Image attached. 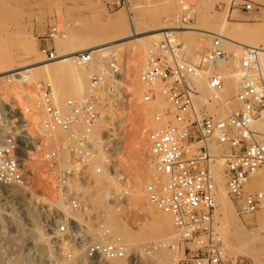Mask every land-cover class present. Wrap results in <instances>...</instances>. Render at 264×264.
<instances>
[{
    "label": "built area",
    "instance_id": "built-area-1",
    "mask_svg": "<svg viewBox=\"0 0 264 264\" xmlns=\"http://www.w3.org/2000/svg\"><path fill=\"white\" fill-rule=\"evenodd\" d=\"M229 6L233 11L248 13L253 5L249 0H231ZM183 21L188 22L187 18ZM58 34L59 28L53 26L48 36L53 38ZM42 52L47 59L55 57L49 50ZM232 55L223 50L220 38L215 36L210 48L197 63H193L184 58L181 44L167 34L149 53L138 78L143 88V102L154 101L161 95L171 106L170 111L154 117L160 125L147 132L149 154L164 179L160 176L148 183L145 192L154 208L170 216L179 242L193 245L192 249L184 250L186 264H251L246 259L231 261L224 253L217 224L213 176V165L219 157L213 152V146L223 149L220 157L226 195L235 203L237 214L250 216L251 222L246 224L255 226L252 220L264 212V180L258 190L251 191L250 186L253 176L264 175V132L252 128L255 122L264 121V68L257 52L243 49L239 59V91L234 98L238 105L236 110L225 118H212L196 113L193 107L197 94L193 78L197 72L224 62ZM80 60L88 63L91 56L86 54ZM105 81L102 74H91L88 95L68 98L62 103L55 101L50 82L35 84L37 98L33 108L41 116L38 123L40 136L28 139L22 138L16 130L0 132V186L22 188L33 175L25 168V157L30 160L37 149L43 163L54 172L56 191L66 210L86 212L85 199H81L80 192L73 190L70 184L76 181L93 185L92 171L95 174L103 170L111 172L125 186L127 177L119 169V161L125 158L119 134H104L96 142L89 137L100 116L97 92L103 89ZM207 82L211 90L221 89L223 85L214 73ZM157 84L159 90H156ZM30 112H33L30 108H23L16 123L21 121L29 129L30 124L23 117ZM23 142L29 151L23 150ZM98 146L103 153L101 167L94 164L99 156ZM63 151L68 155V161L64 168L58 169ZM111 203L115 201L111 200ZM58 229L61 233H73L77 227L66 223ZM156 249L157 246H153L145 252L150 254ZM125 251L120 240L113 243L89 241L85 245V256L90 262L121 259Z\"/></svg>",
    "mask_w": 264,
    "mask_h": 264
},
{
    "label": "rangeland",
    "instance_id": "rangeland-1",
    "mask_svg": "<svg viewBox=\"0 0 264 264\" xmlns=\"http://www.w3.org/2000/svg\"><path fill=\"white\" fill-rule=\"evenodd\" d=\"M249 1L252 2L253 6L252 10L246 13L241 10L240 12H237V10L233 11V7H229L231 0H0V69L3 67L2 64H4L5 60H10L11 58V63H17L16 65H27L34 61L47 59L46 55L42 52L44 49L54 52V56H57L59 52L58 47L54 44V39L62 35H66L67 39L72 40L70 41L71 45L66 48L64 47L63 50L81 49L85 45L89 47L90 45L100 43L101 41H98L99 39L94 37L93 32H99L108 37L104 41L120 39V41H117L118 43L115 42L109 47V59L107 62H110L111 65H116L117 69H115L116 71L112 73L111 77H107L103 89L97 92L100 110L99 118L102 125L97 136L93 138L99 141L97 139H102V135L104 136L107 133L125 134L122 140L119 139V142L121 143L126 160L128 159V162H125V165H123V169L129 179V188L131 189L133 186L132 178H130L131 175H129L133 174L131 165L137 166L139 172L142 171L141 173L152 169L154 171V181L160 176L149 154L147 132L151 128L160 125V123L154 121L158 110L167 112L171 109L167 103L161 109L153 101L144 103L142 100L143 89L138 85L139 75L149 53L164 37L145 38V42L143 43L136 41L135 38L149 36L162 27H190L220 34L224 32L222 22L226 8H228V16L224 18L230 27L238 24H254L264 27V0ZM128 18L131 19L134 30L139 34L134 38L135 40L132 38L122 39L130 35ZM185 18H187L188 22L183 21ZM53 26L59 28L60 34L50 38L48 35L50 28ZM163 32H169V30ZM171 38L179 42L184 48V58L188 61L194 60L196 56L198 58L196 61H198L199 57L210 48L213 40V38H207L198 34L186 35V33H174L173 36L171 35ZM25 41L31 44L28 55H22L25 51ZM119 42L124 44L118 46ZM221 44L226 53L232 54L235 52L233 46H228L223 42ZM258 45L261 47V43ZM32 47L34 48L33 50ZM132 49L135 50V53H132ZM90 52L84 50L83 54ZM98 57L99 54L96 53V56L91 57V59ZM231 58L228 57L224 64L228 63L229 65L232 61ZM103 60L106 61L107 58ZM134 65H136V68H134ZM111 70L114 69L111 67ZM91 74L93 73L88 70L85 82L77 89L73 87L69 71L62 70L56 72L51 82L53 83L54 91L57 93L58 102L62 103L68 98L87 96L88 78ZM4 76H8V74ZM38 82L49 81L45 78H33L29 85L21 88L23 91L22 96L28 97L29 93H34V86ZM12 84H15L12 79L7 80L5 78L0 80V132L2 133L18 131L20 129L19 126L23 125L21 121L16 123V119L19 118V112L24 107L19 100H16L15 96L13 97L12 91L9 90ZM199 93L200 91L196 94L195 104L198 108L197 110L202 115L218 118L217 112L221 111L225 112L226 115L224 114L223 116L227 117L230 114L228 108H231L233 111L238 108V105L233 107V99L226 106L222 103L212 102L209 100V97L205 98L202 103L199 99ZM141 108L145 109V113L141 112ZM33 135L34 138L38 137L35 132H33ZM60 137L59 135L58 138L60 139ZM217 148L223 151L222 148ZM23 150L25 152L30 150L26 148L24 142ZM33 157L40 159L41 154L39 152L34 153L30 160L25 157V168L29 171L31 170V172L33 171V175L29 178L27 186L24 188L0 186V258L8 261L9 264H27V261L33 260V258L36 259L37 257H34L35 255L32 252L35 251V248L27 243L33 234V230H36L39 234L48 237L49 240L47 239L45 250L60 262L66 261L67 264H111L110 261L107 263L104 261L90 262L86 257L84 260L79 259L80 256L85 255V245L87 242L100 239V235H96L97 232L95 230L97 227L104 225L103 220L105 216L100 213L104 209L100 207L101 205L93 207L85 197L84 192L88 191L85 190V187H89V185L83 182H71V188L80 192L81 199L87 200V207L85 205V208L88 211L78 213L67 210L70 213L66 215V212L57 206L59 203L63 206L65 205L62 200H59L56 183L53 189L48 187L46 179H43L41 176V167L46 171L47 169L43 165L38 166ZM99 158L98 156V160L94 161V164L97 166L101 164ZM65 159H68V155ZM65 159H63L62 163H59L58 169L66 166L65 162L67 160ZM217 160H215L214 164ZM127 166L130 167V170ZM90 176L91 180L95 181L92 173H90ZM146 184L144 187H146ZM260 184L253 185V182H251V191L258 190ZM95 185V192L98 194L99 190L101 192V185L97 183ZM119 187L120 190L124 188L120 184ZM25 188L26 190H24ZM114 188L112 184L108 186L109 190H113ZM41 197H46L47 200L44 201ZM226 198H228L227 201L233 209V214L238 224L246 227L248 231L255 229L260 236H264L259 229V225L261 229L262 225L258 223L260 222L259 220L264 221V212L257 214L255 219L252 220L255 226H247L246 223L251 222L250 216L240 217L236 212L235 203L227 195ZM128 203V207L123 206L120 208L119 213L121 215L118 217L125 224V233L135 234L136 237L133 239L134 245L127 249L128 253L125 264H133V262L134 264H186L184 262L185 254H182L181 251L178 252L176 249L179 246L183 250H186V248L192 249L193 245L179 242L173 230L174 238L171 242H167L164 252H159L161 248L158 246L159 244L161 245L160 242H164V238L157 237L156 239H152L153 234L149 233L152 223L151 219L148 218L145 212L136 210L130 203V198L128 199ZM11 211L15 214L14 220L15 224H18L17 227L3 217V213L8 214ZM26 212L32 215L34 219L33 225L28 221ZM220 218L221 211L219 210V205H217L218 230L222 239H224V226L221 220H219ZM66 223L75 225L77 227L76 232L61 233L58 228ZM106 225L110 231L109 225L107 223ZM143 226L148 228L141 229ZM110 235V238L107 239L108 241L120 237L114 231ZM156 245H158L157 250L146 254V248H152ZM223 248L225 255L231 261L246 259L251 264H254V259L251 255L238 254L234 259H231L228 257L229 255L224 245ZM140 250L142 253L139 252ZM158 257H161L165 261L161 263ZM173 259H176V261L173 262Z\"/></svg>",
    "mask_w": 264,
    "mask_h": 264
},
{
    "label": "bare ground",
    "instance_id": "bare-ground-1",
    "mask_svg": "<svg viewBox=\"0 0 264 264\" xmlns=\"http://www.w3.org/2000/svg\"><path fill=\"white\" fill-rule=\"evenodd\" d=\"M226 16H228V8H226V11L223 15L222 29L224 32L220 34L215 33L213 31L190 28V27H170V28L162 27L158 29L157 32L149 36H144V37H139V38H135L139 34L134 30L131 19L128 18L129 27H130V35H127L122 39L125 40V38H132V39L135 38L136 41L138 42L140 41L141 43H143L145 42L144 41L145 38H149V37L162 38V37H165L167 34L173 36L174 33H181V34L186 33V35L187 34H198L201 36H205L207 38H213L215 36H218L221 42H223L224 44H227L228 46H233L235 48V52H233V55L231 58L232 61L230 62L229 65L228 63L224 64L226 62L224 61V62H219L216 64H211L207 68L205 67L206 69L203 68L204 70L202 69L201 71H198L196 76L193 78V84H194L195 90L197 91V94H198V91H200L199 93L200 102L203 103L205 98L209 97L210 98L209 100H211L212 102L222 103L226 106V105H229V101L233 99L232 103H233V107H235L237 106V103L235 102L234 98H235L236 92L239 91V86L237 82L239 73H240L239 59L242 58L243 56V49H254L258 54L259 63L264 68V27H259L254 24H251V25L250 24H246V25L238 24V25H234L230 27L229 23L224 18ZM165 30H169V32H163ZM93 35L95 38L99 39L98 41H101V42L90 45L89 47H86L85 45L81 49L75 48V50L74 49L63 50L64 47L66 48L67 46H70L71 45L70 41H72L71 39H67L66 35H62L59 38L55 37L54 44L58 47L59 53L52 60L42 59L41 61H34L33 63L27 64V65H16L17 63L15 61L14 63L16 64L11 63L12 62V58H11L10 60H5L4 64H2L3 67L0 69V80L5 79V78H7V80L12 79L15 82V84H12L9 87V90L12 91L13 97L15 96V98H17L16 100H19L23 104L24 108L27 107L33 111V112H30V114L24 115L23 117L24 120L28 121V123L30 124L29 129H27V127L24 125L19 126L20 129H18V131H19V134L22 136V138H26V137L28 139L32 138L34 136L33 132H35L36 135L40 136V133H39L40 129H39L38 123L41 119V116L38 113H35L34 108H33L34 102L37 98V94H35V92L29 93L28 97H25L24 95L22 96L23 91L21 90L23 86L29 85V83L31 82L33 78H45L53 85L51 81L55 73L62 71V70H67L69 71L71 75L73 87L78 89L85 82V79L88 76L87 75L88 70L93 74H102L106 79L107 77H111L113 75L112 73H115L116 71L115 69H117L116 65H111L110 62H107L109 59L108 53H109V47L113 43L120 41V39L113 40V41H104L108 39V37H105V35L100 34L99 32H93ZM63 39L65 40L63 41ZM24 43H25V49H24L25 51L22 53V55H28L29 50H30L29 48H31V44L28 41H25ZM260 43H261V47L258 45ZM123 44L124 43H120L118 44V46H122ZM33 49L34 48L32 47V50ZM84 50L91 51L90 53H88V55H90L91 57L96 56V53L99 54V57L91 59V61L88 63H83L81 62L80 58L81 56L86 55V54H83ZM131 51L132 53H135L134 49H132ZM196 57L191 62L197 63L196 60L198 58ZM105 58H107L106 61L103 60ZM111 67L114 70H111ZM134 68H136V65H134ZM213 73L218 75L221 78L223 82L221 89L211 90L208 87L207 78ZM5 74H8V76H4ZM138 85L141 86L139 82H138ZM159 89H160V85L157 84L156 90H159ZM196 98L197 96L194 97L193 107H194L195 112L199 114V111L197 110L198 108L195 104ZM57 99H58V96H57V93L55 92L56 102H58ZM162 99H164L165 101ZM153 103H156L159 109H161L162 106L169 104L166 101V99L161 95L158 96L157 99L153 101ZM226 108L225 110H227ZM219 109H223V108H219ZM228 110L230 111V113L233 112L231 108L230 109L228 108ZM141 112L145 113V109L141 108ZM161 113L162 112L160 110L157 111V115ZM224 114L225 112L219 111L217 112V117L225 118L223 116ZM101 125H102L101 119L98 118L89 135V137L94 142H96V140L93 137L97 136V133L101 128ZM252 128L255 131L264 132V121L255 122L252 125ZM124 135H125L124 133L119 134V139L122 140L124 138ZM97 140L100 141L101 139L99 138ZM55 141H58V139H55ZM97 150H98V154L100 157L99 159L100 161H102L103 153H102L101 147L98 146ZM212 150L217 155V157H219L216 163L213 165V176H214V181L216 184L215 199H216L217 205H219V210L221 211V218L219 220H221V223L224 226L223 227L224 228L223 245L228 252V255H229L228 257H230L231 259H234V257L238 254L251 255L254 259L253 261L254 264H264V236H260L258 231L255 229L248 231L246 227L238 224L237 220L234 217L233 209L230 206L229 202L227 201L228 198H226L225 179L223 176V165H222V159L220 157L221 150H219L217 146L215 147L213 146ZM38 151L39 150L37 149V152L35 153H38ZM66 156L67 155L65 151H63L61 153V160L59 161V163H62L63 159H65ZM33 160H35L38 166L43 165L47 169L46 171L43 169V167H41V173H42L41 176L43 179H46V182L49 185L48 187L53 189L55 182H56L54 172L50 171L46 167V165L43 163L41 158L38 159L37 157H33ZM65 160L68 161V159H65ZM127 160L125 156V158H122L119 161V169H121L123 173H125V170L123 169V165H125V162H128ZM101 166L102 164H100V166L98 167H101ZM128 169L130 170V167ZM131 169L133 171V174H129L131 175L130 178H132V181H133V186L131 189L129 188L128 178H127L128 181L126 185L124 186L119 181V177L113 176L111 172H107L106 170H103V172L100 174H95L92 171V176L95 177L94 179L95 181H93V185L89 187H85V190H88L84 192L85 197L93 205V207H98L101 205L100 207L104 210H101L100 213L106 217V219L104 217V220H103L104 225L102 227H97V229L95 230L97 232L96 235H100L99 236L100 239L97 241H100L101 243H113L114 241L120 240L123 243V245L126 246L124 257L121 259L110 261L111 264H125V259L128 253L127 249L128 247H132L134 245L133 239L136 237L135 234L125 233V224L122 223L121 219L118 217L119 215H121V213H119L120 208L123 206L125 207L129 206V203H128L129 198H130V203L133 205V207L136 210H139L140 212H145L148 218L151 219L152 223L150 226L149 233L153 234L152 239H156L157 237L164 238L163 240L164 242H160L161 245L160 244L159 246L156 245L161 248L159 249L160 250L159 252H164L167 246V242L169 241L171 242V240L174 238V235H173L174 228H173L170 216L154 208L149 203L147 199V195L145 194L144 185L146 183L148 184L153 181L154 171L152 169H149V170H145L144 173H141L142 171L139 172L138 167L135 165L134 166L131 165ZM125 176L127 177L126 173H125ZM159 177L156 180H158ZM161 178L164 179V177L162 176ZM263 180H264V175L262 173H258L257 175L252 177L251 182H253V185H258ZM96 183L101 185V192L99 190L98 194H96L95 192ZM28 184L29 183L27 182L22 188H24ZM111 184L113 187H115L113 190L108 189V186ZM119 184L123 185L124 188L120 190ZM24 190H26V188ZM41 199L44 201L47 200L46 197H41ZM111 200L115 201V203L112 204ZM57 206L60 207V209H63V211L66 212V215L70 213L66 210V208L63 205H61V203H59ZM87 211L88 209L86 208V212ZM26 214L28 216V221L30 222V224L33 225L34 219L32 215H30L29 212H26ZM14 216L15 214L12 211L8 214L3 213L4 219L10 222L11 224H14L17 227L18 224L17 225L15 224ZM259 221L260 222L258 223L262 225V229L260 225H259V229H260V232L263 233L264 221L263 220L262 221L259 220ZM106 223L109 225L110 231L107 228L108 226L106 225ZM143 228L147 229L148 227L143 226L141 229ZM113 231L118 233L120 237L108 241L107 239L110 238L111 236L110 234ZM32 233L33 234L32 235L30 234L31 236L29 238V242L27 243H29L30 245L33 246V248H35V251H32V252L35 255L34 257H37V258L36 259L33 258V260L31 259L27 261V264H67L66 261L60 262L59 260H57V258H55L52 254L48 253L45 250L46 248L45 244L47 243L48 237H45L44 235L39 234L36 230H33ZM176 250L178 252L181 251V253L184 254V250L180 246ZM139 252L142 253L141 250ZM85 257H86L85 255H82L79 257V259L84 260L86 259ZM158 260L161 263L165 261L161 257H158ZM172 261L175 262L176 259H173ZM0 264H9V262L5 261L3 258H0Z\"/></svg>",
    "mask_w": 264,
    "mask_h": 264
}]
</instances>
